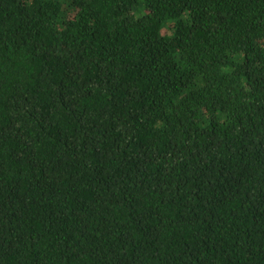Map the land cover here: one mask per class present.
Segmentation results:
<instances>
[{
  "label": "trees",
  "instance_id": "obj_1",
  "mask_svg": "<svg viewBox=\"0 0 264 264\" xmlns=\"http://www.w3.org/2000/svg\"><path fill=\"white\" fill-rule=\"evenodd\" d=\"M0 264H264V0H0Z\"/></svg>",
  "mask_w": 264,
  "mask_h": 264
}]
</instances>
